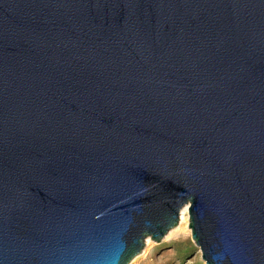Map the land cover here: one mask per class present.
<instances>
[{
  "label": "water",
  "instance_id": "obj_1",
  "mask_svg": "<svg viewBox=\"0 0 264 264\" xmlns=\"http://www.w3.org/2000/svg\"><path fill=\"white\" fill-rule=\"evenodd\" d=\"M186 206L264 264V0H0V264H130Z\"/></svg>",
  "mask_w": 264,
  "mask_h": 264
},
{
  "label": "rangeland",
  "instance_id": "obj_2",
  "mask_svg": "<svg viewBox=\"0 0 264 264\" xmlns=\"http://www.w3.org/2000/svg\"><path fill=\"white\" fill-rule=\"evenodd\" d=\"M189 222L188 215L160 244L147 241L143 252L130 264H205L192 240Z\"/></svg>",
  "mask_w": 264,
  "mask_h": 264
},
{
  "label": "bare ground",
  "instance_id": "obj_3",
  "mask_svg": "<svg viewBox=\"0 0 264 264\" xmlns=\"http://www.w3.org/2000/svg\"><path fill=\"white\" fill-rule=\"evenodd\" d=\"M189 215V206H186L183 210H182V212H181V222H182V224H183V222L185 221V219H186V217ZM190 223V222H189ZM181 224V225H182ZM190 230V229H189ZM169 235V234H168ZM148 241V243H149V240H147Z\"/></svg>",
  "mask_w": 264,
  "mask_h": 264
}]
</instances>
